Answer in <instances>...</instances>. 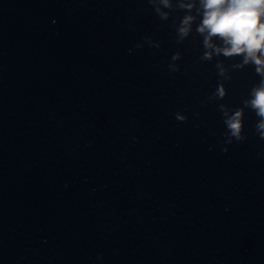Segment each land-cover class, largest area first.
I'll list each match as a JSON object with an SVG mask.
<instances>
[{"label": "clouds", "instance_id": "9594fccd", "mask_svg": "<svg viewBox=\"0 0 264 264\" xmlns=\"http://www.w3.org/2000/svg\"><path fill=\"white\" fill-rule=\"evenodd\" d=\"M162 2L168 4V0ZM200 5L203 18L198 31L204 35L205 47L226 57L243 55L245 64L254 63L258 66L256 71L264 74V0H200ZM192 19V16L185 17L184 26L180 29L182 35H187ZM213 37L220 38L223 46L213 45ZM206 58H210V53H206ZM219 95H224L222 87ZM252 96L251 101L245 104L250 103L257 110V115L264 117V80L252 90ZM240 115L238 111L228 121L233 134L237 136L240 130L237 118ZM259 127L264 129V122Z\"/></svg>", "mask_w": 264, "mask_h": 264}]
</instances>
